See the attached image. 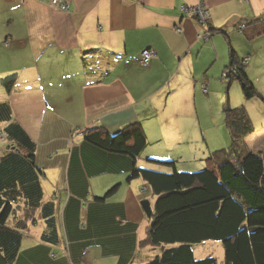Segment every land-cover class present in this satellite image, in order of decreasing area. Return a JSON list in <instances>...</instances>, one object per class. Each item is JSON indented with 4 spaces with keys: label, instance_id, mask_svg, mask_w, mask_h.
I'll return each instance as SVG.
<instances>
[{
    "label": "crops",
    "instance_id": "1",
    "mask_svg": "<svg viewBox=\"0 0 264 264\" xmlns=\"http://www.w3.org/2000/svg\"><path fill=\"white\" fill-rule=\"evenodd\" d=\"M63 1L67 10L49 0H0V102L35 143L41 203L54 204L57 235L44 238L52 228L40 208L19 198L7 221L21 233L12 264H135L150 222L140 200L152 208L155 196H144L142 177L128 179L131 165L193 171L218 149L191 128L190 113L223 91L227 40L238 58L253 51L256 62L264 0H204L207 25L228 32L225 41L219 32L198 38L204 25L180 10L197 0ZM146 48L154 56L142 64ZM132 124L147 141L135 159L84 139L89 128L114 136Z\"/></svg>",
    "mask_w": 264,
    "mask_h": 264
},
{
    "label": "trees",
    "instance_id": "2",
    "mask_svg": "<svg viewBox=\"0 0 264 264\" xmlns=\"http://www.w3.org/2000/svg\"><path fill=\"white\" fill-rule=\"evenodd\" d=\"M208 29L218 32L210 25ZM227 50L228 64L221 76L227 81L237 79L244 98L251 99L257 91L245 70L248 63H242L244 57L238 58L229 40ZM261 100L264 104V96ZM223 114L230 144L213 151L204 168L180 171L168 162L172 170L162 172L132 163L128 179L142 177L155 196L135 264H219L211 255L194 256L192 246L210 239L222 243L221 264H264V148L254 152L246 142L255 126L244 105H227ZM0 134L11 142L0 156V264H12L21 238V233L7 224L15 201L24 198L32 210L40 208L41 217L52 228L44 235L50 242L57 241L55 213L52 202L41 203L33 157L35 143L12 120L7 102H0ZM84 139L97 148L125 153L133 159L147 145L139 124L127 125L114 136L98 127L89 128ZM117 188L114 184L100 199L114 194Z\"/></svg>",
    "mask_w": 264,
    "mask_h": 264
},
{
    "label": "rangeland",
    "instance_id": "3",
    "mask_svg": "<svg viewBox=\"0 0 264 264\" xmlns=\"http://www.w3.org/2000/svg\"><path fill=\"white\" fill-rule=\"evenodd\" d=\"M245 24L239 23L238 27L241 29V25L245 26ZM217 30L219 34L223 36L224 41L228 39V32L226 34L221 28H217ZM237 31L241 32L240 30ZM208 32L209 34H213L214 37L218 36L217 34H214L216 33L215 31L208 29L206 39H208ZM201 39L204 40V38ZM255 46L257 47L255 52L257 54L259 53V55L256 59V62L254 63H249L250 59L248 60L250 69L246 73L250 82H252L255 86L257 93L251 97V99H246L242 94L241 86L237 79L227 81V79L224 78L227 82H225V86H223V91H212L213 95L208 101L198 99L196 101V108L190 113L191 119H189V121L191 120V128H195L200 137L204 132L207 137V141L214 149L224 147L226 148L230 144V136L224 124L223 114V108L227 106L228 103L229 106L231 105L230 107L244 105L252 122L254 123V126H256L255 132L246 138L249 148L254 150V152L257 151L259 146L264 148V104L261 100V96H264V45L263 42L259 41L258 44H255ZM234 51H236L237 54L241 53V50L238 52L235 49ZM245 56L252 58L253 51L251 53L248 52V54L246 52L242 58ZM229 97L230 99L228 102ZM5 143L6 140L0 136V145H6ZM197 164L199 165L191 170L196 171L205 167L204 160H199ZM169 169L171 171L172 167H169ZM143 194L144 196L151 198V200L153 199V194L150 189L144 190ZM192 249L196 258H202L211 255L217 259L219 264H221V261L224 258V249L222 243L219 240H205L203 242L194 244Z\"/></svg>",
    "mask_w": 264,
    "mask_h": 264
},
{
    "label": "built area",
    "instance_id": "4",
    "mask_svg": "<svg viewBox=\"0 0 264 264\" xmlns=\"http://www.w3.org/2000/svg\"><path fill=\"white\" fill-rule=\"evenodd\" d=\"M50 4L53 6H56L57 8L61 10H67L68 4L63 0H49ZM180 10L185 16L193 17L195 18L199 23L203 24L205 27L204 31L208 30V20L210 17L209 10L206 7L204 0H197L196 4L194 5H181ZM244 25H241L243 27ZM177 30H180V28H176ZM201 32L198 34V38H204L206 39V32ZM154 56V51L151 48L143 49L140 53L139 62L142 64H148L151 58ZM249 60L248 56H245L244 59H242L243 64H247ZM236 70L233 69V72ZM207 86H203V90L206 91ZM1 137H3L0 134Z\"/></svg>",
    "mask_w": 264,
    "mask_h": 264
},
{
    "label": "water",
    "instance_id": "5",
    "mask_svg": "<svg viewBox=\"0 0 264 264\" xmlns=\"http://www.w3.org/2000/svg\"><path fill=\"white\" fill-rule=\"evenodd\" d=\"M140 205L147 217H151L152 208L148 199L140 200Z\"/></svg>",
    "mask_w": 264,
    "mask_h": 264
}]
</instances>
